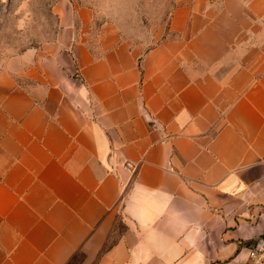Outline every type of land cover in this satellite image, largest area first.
Here are the masks:
<instances>
[{"label":"crops","instance_id":"crops-1","mask_svg":"<svg viewBox=\"0 0 264 264\" xmlns=\"http://www.w3.org/2000/svg\"><path fill=\"white\" fill-rule=\"evenodd\" d=\"M173 1L143 49L93 0H56L54 38L6 61L0 264H248L264 238V47L248 41L264 19L250 0Z\"/></svg>","mask_w":264,"mask_h":264},{"label":"rangeland","instance_id":"rangeland-1","mask_svg":"<svg viewBox=\"0 0 264 264\" xmlns=\"http://www.w3.org/2000/svg\"><path fill=\"white\" fill-rule=\"evenodd\" d=\"M56 0H0V71L6 61L30 49H36L54 38L57 22L52 12ZM252 1L249 12L263 16L260 0ZM100 22L117 23L125 39L133 45L147 49L157 43L166 30V23L174 6L173 0H93ZM247 5V6H249ZM261 5L256 9L255 6ZM255 9V10H253ZM264 22V21H263ZM256 29L263 27L256 21ZM251 50L264 47V36L253 35ZM240 64V63H239ZM238 67V64H237ZM81 257L72 264H80Z\"/></svg>","mask_w":264,"mask_h":264},{"label":"built area","instance_id":"built-area-1","mask_svg":"<svg viewBox=\"0 0 264 264\" xmlns=\"http://www.w3.org/2000/svg\"><path fill=\"white\" fill-rule=\"evenodd\" d=\"M248 264H264V238L258 239L249 249Z\"/></svg>","mask_w":264,"mask_h":264}]
</instances>
